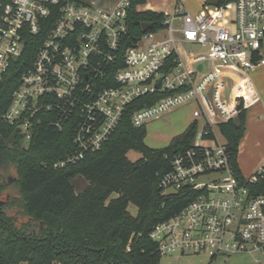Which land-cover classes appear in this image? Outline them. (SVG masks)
<instances>
[{
	"label": "built area",
	"instance_id": "1",
	"mask_svg": "<svg viewBox=\"0 0 264 264\" xmlns=\"http://www.w3.org/2000/svg\"><path fill=\"white\" fill-rule=\"evenodd\" d=\"M132 3L0 0V85L18 65L28 35L38 34L55 15L3 118L20 128L26 142L45 121L68 130L74 147L53 163L60 168L99 151L138 100L141 106L131 113L135 126L195 103L200 118L194 139L186 149L166 154L171 169L159 183L163 195L189 189L194 197L155 224L150 237L161 256L207 254L209 264L220 256L264 252V192L257 190L264 167L238 177L219 134L220 125L237 114V97L227 98L220 86L223 69L250 73L264 66V0L204 2L198 12L177 0L172 10L159 11L165 15L161 27L143 30L124 48Z\"/></svg>",
	"mask_w": 264,
	"mask_h": 264
},
{
	"label": "trees",
	"instance_id": "2",
	"mask_svg": "<svg viewBox=\"0 0 264 264\" xmlns=\"http://www.w3.org/2000/svg\"><path fill=\"white\" fill-rule=\"evenodd\" d=\"M144 3L146 0H133L128 11L124 48L143 33L144 22L152 23V30L162 26L163 12L136 9ZM54 22L55 15H51L38 34L28 35L18 65L0 85V264H53L55 260L64 264H160L162 256L150 237L152 228L194 197L189 189L162 194L161 176L171 169L165 156L191 145L197 123L175 136L168 146L150 147L145 140L146 125L131 122V113L141 106V99L128 109L99 151L54 168V162L73 150L68 130L57 131L45 121L26 142L20 128L3 118L22 72L33 62ZM236 99L237 116L221 124L220 130L234 171L243 178L237 155L248 103L242 93ZM132 150L141 156L131 160L128 153ZM77 176L89 183L80 192L73 183ZM257 188L264 192V182ZM131 203L138 208L136 215L128 210Z\"/></svg>",
	"mask_w": 264,
	"mask_h": 264
},
{
	"label": "crops",
	"instance_id": "3",
	"mask_svg": "<svg viewBox=\"0 0 264 264\" xmlns=\"http://www.w3.org/2000/svg\"><path fill=\"white\" fill-rule=\"evenodd\" d=\"M148 9L160 11L162 8L157 9L147 3L141 10ZM220 86L227 98L234 99L242 93L248 103L246 128L239 144L237 163L242 175L249 177L256 170L264 167V66L250 73H243L234 67H226L223 69ZM189 105L195 106L191 113L184 115L179 113L182 112L181 110H175L167 116L170 123L165 132L170 142L193 122L199 120L197 105L195 103L185 104V106ZM236 116L237 114L233 118ZM219 134L221 139L227 142L221 130ZM88 185L89 183L87 187Z\"/></svg>",
	"mask_w": 264,
	"mask_h": 264
},
{
	"label": "rangeland",
	"instance_id": "4",
	"mask_svg": "<svg viewBox=\"0 0 264 264\" xmlns=\"http://www.w3.org/2000/svg\"><path fill=\"white\" fill-rule=\"evenodd\" d=\"M149 4L153 5V7L160 9L164 8L165 10H172L174 8L177 0H147ZM186 6L192 12H198L203 8V3L205 2L209 6H213L217 0H183ZM145 7V6H144ZM163 35V33L161 34ZM158 37H161L160 35ZM195 50L198 49L199 46H193ZM262 53L264 55V44L262 47ZM195 107V106H194ZM193 105L185 106L179 105L176 108L168 110L162 113L159 117H154L149 119L146 122L147 136L146 143L150 147H166L170 143V139L168 138V134L165 132L168 128V124L170 123V119L168 120L167 116L175 110H181L180 114H189L193 110ZM198 111V108H197ZM179 114V115H180ZM141 156L139 152L130 151L128 153V157L130 159H138ZM11 181L13 175L10 176ZM73 183L75 185L76 190L82 191L85 187H87L88 182L82 177L77 176ZM2 196H0L1 199ZM128 210L131 214L136 215L138 208L135 204H129ZM260 260L264 264V252L262 251H251L244 253H234L227 256H220L216 264H260L258 262ZM21 264H27L25 262ZM160 264H209V256L207 254H195L193 252H187L186 254H182L179 251H174L168 255H164L161 257Z\"/></svg>",
	"mask_w": 264,
	"mask_h": 264
},
{
	"label": "water",
	"instance_id": "5",
	"mask_svg": "<svg viewBox=\"0 0 264 264\" xmlns=\"http://www.w3.org/2000/svg\"><path fill=\"white\" fill-rule=\"evenodd\" d=\"M151 27H152V23H150V22H144V23L142 24V29H143L144 31L148 30V29L151 28ZM199 68H201V66H199ZM160 85H161V79L159 80L158 87H160ZM10 181H11V179H10ZM2 204H3V201L0 200V206H1Z\"/></svg>",
	"mask_w": 264,
	"mask_h": 264
}]
</instances>
